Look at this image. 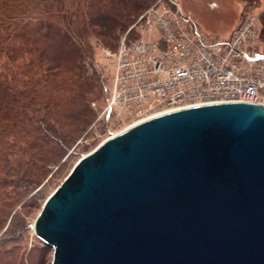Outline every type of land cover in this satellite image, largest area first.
Instances as JSON below:
<instances>
[{
  "label": "water",
  "instance_id": "95a60500",
  "mask_svg": "<svg viewBox=\"0 0 264 264\" xmlns=\"http://www.w3.org/2000/svg\"><path fill=\"white\" fill-rule=\"evenodd\" d=\"M33 228L51 264H264V105L127 126L78 159Z\"/></svg>",
  "mask_w": 264,
  "mask_h": 264
},
{
  "label": "trees",
  "instance_id": "16d2710c",
  "mask_svg": "<svg viewBox=\"0 0 264 264\" xmlns=\"http://www.w3.org/2000/svg\"><path fill=\"white\" fill-rule=\"evenodd\" d=\"M153 1L0 0V155L25 149L38 167L51 162L44 150L52 140L38 131L33 113L56 105L62 90L84 99L94 85L85 69L92 56L88 36L117 48L119 33ZM66 140L61 137L60 145Z\"/></svg>",
  "mask_w": 264,
  "mask_h": 264
},
{
  "label": "built area",
  "instance_id": "2783aa9c",
  "mask_svg": "<svg viewBox=\"0 0 264 264\" xmlns=\"http://www.w3.org/2000/svg\"><path fill=\"white\" fill-rule=\"evenodd\" d=\"M261 30L259 16L247 14L229 36L207 35L176 0H154L109 53L105 113L144 117L151 110L224 101L264 105Z\"/></svg>",
  "mask_w": 264,
  "mask_h": 264
},
{
  "label": "rangeland",
  "instance_id": "374dc122",
  "mask_svg": "<svg viewBox=\"0 0 264 264\" xmlns=\"http://www.w3.org/2000/svg\"><path fill=\"white\" fill-rule=\"evenodd\" d=\"M176 1L205 34L220 38L226 37L243 16H259L262 24L259 52L264 54V0ZM123 34L119 33L120 37ZM87 42L92 56L86 58L85 69L94 85L86 97H74L62 90L61 100L56 105L33 113L39 119L38 131L52 140L44 150L51 152V162L41 167L42 172L32 180L42 164L36 162V158L31 159V152L13 148L0 155V264H51L53 248L39 238L33 228L43 202L82 155L142 118L117 109L105 113L112 76L109 53L116 48L105 45L94 33L88 36ZM61 137L70 143L62 141L61 146Z\"/></svg>",
  "mask_w": 264,
  "mask_h": 264
},
{
  "label": "bare ground",
  "instance_id": "6f19581e",
  "mask_svg": "<svg viewBox=\"0 0 264 264\" xmlns=\"http://www.w3.org/2000/svg\"><path fill=\"white\" fill-rule=\"evenodd\" d=\"M176 109H180V108H171V107L163 108V109H161L159 111H156L154 113H150L149 115L142 117L141 119H139L136 122L142 121L144 119L153 117V116L158 115V114H162V113H165V112L173 111V110H176Z\"/></svg>",
  "mask_w": 264,
  "mask_h": 264
},
{
  "label": "crops",
  "instance_id": "0c3cea01",
  "mask_svg": "<svg viewBox=\"0 0 264 264\" xmlns=\"http://www.w3.org/2000/svg\"><path fill=\"white\" fill-rule=\"evenodd\" d=\"M232 30H233V29H232ZM231 32H232V31H231ZM231 32H230V33H231ZM230 33H229V34H230ZM229 34H228L227 36H229ZM227 36H226V37H227Z\"/></svg>",
  "mask_w": 264,
  "mask_h": 264
}]
</instances>
